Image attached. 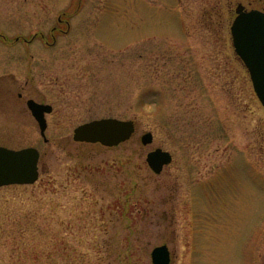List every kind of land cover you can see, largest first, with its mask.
I'll use <instances>...</instances> for the list:
<instances>
[{
	"label": "rangeland",
	"instance_id": "obj_1",
	"mask_svg": "<svg viewBox=\"0 0 264 264\" xmlns=\"http://www.w3.org/2000/svg\"><path fill=\"white\" fill-rule=\"evenodd\" d=\"M239 2L264 7L0 0V145L40 151L34 183L0 187V264H153L161 244L171 264H264V106L232 41ZM29 98L53 106L47 139ZM102 117L136 132L73 139ZM156 147L173 156L160 173Z\"/></svg>",
	"mask_w": 264,
	"mask_h": 264
},
{
	"label": "water",
	"instance_id": "obj_2",
	"mask_svg": "<svg viewBox=\"0 0 264 264\" xmlns=\"http://www.w3.org/2000/svg\"><path fill=\"white\" fill-rule=\"evenodd\" d=\"M237 16L231 25L233 45L236 53L246 64L254 89L264 105V12L246 10L242 3L236 7ZM27 105L37 120L40 133L46 137L48 121L46 113L53 110L49 103L27 100ZM136 132L134 119L102 117L79 124L74 129L73 139L82 142H100L106 146H116L127 141ZM144 144L153 140V133L147 131L141 137ZM151 169L160 173L169 164L172 153L162 147L147 153ZM40 151L34 146L10 148L0 145V187L9 184H31L40 174ZM153 264H171V252L167 244L157 245L152 250Z\"/></svg>",
	"mask_w": 264,
	"mask_h": 264
},
{
	"label": "flooded vegetation",
	"instance_id": "obj_3",
	"mask_svg": "<svg viewBox=\"0 0 264 264\" xmlns=\"http://www.w3.org/2000/svg\"><path fill=\"white\" fill-rule=\"evenodd\" d=\"M251 8H256V9H259V10L264 12V7H251ZM251 8H249V9H251ZM19 96H22V94L20 93Z\"/></svg>",
	"mask_w": 264,
	"mask_h": 264
}]
</instances>
